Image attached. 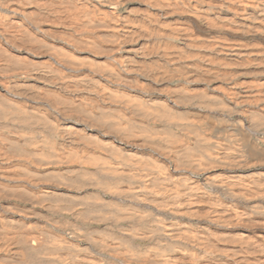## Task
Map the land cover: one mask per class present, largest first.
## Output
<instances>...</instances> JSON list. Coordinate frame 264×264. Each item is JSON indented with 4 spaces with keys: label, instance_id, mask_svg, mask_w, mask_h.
<instances>
[{
    "label": "bare ground",
    "instance_id": "1",
    "mask_svg": "<svg viewBox=\"0 0 264 264\" xmlns=\"http://www.w3.org/2000/svg\"><path fill=\"white\" fill-rule=\"evenodd\" d=\"M0 264H264V0H0Z\"/></svg>",
    "mask_w": 264,
    "mask_h": 264
}]
</instances>
